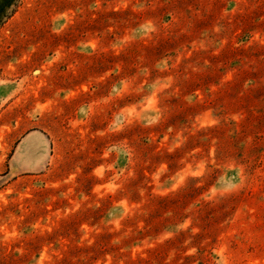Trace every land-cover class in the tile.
Masks as SVG:
<instances>
[{
  "label": "rangeland",
  "instance_id": "obj_1",
  "mask_svg": "<svg viewBox=\"0 0 264 264\" xmlns=\"http://www.w3.org/2000/svg\"><path fill=\"white\" fill-rule=\"evenodd\" d=\"M0 264H264V0H0Z\"/></svg>",
  "mask_w": 264,
  "mask_h": 264
},
{
  "label": "snow or ice",
  "instance_id": "obj_2",
  "mask_svg": "<svg viewBox=\"0 0 264 264\" xmlns=\"http://www.w3.org/2000/svg\"><path fill=\"white\" fill-rule=\"evenodd\" d=\"M207 126V125H206ZM197 175H202L201 173H197ZM190 183H195V181H190ZM5 196H7L8 198H11L10 197V194H5Z\"/></svg>",
  "mask_w": 264,
  "mask_h": 264
}]
</instances>
